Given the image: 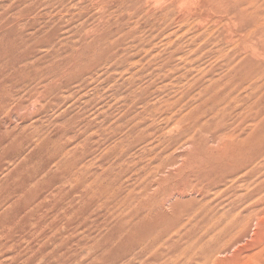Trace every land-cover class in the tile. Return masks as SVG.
I'll return each instance as SVG.
<instances>
[{
  "label": "rangeland",
  "instance_id": "rangeland-1",
  "mask_svg": "<svg viewBox=\"0 0 264 264\" xmlns=\"http://www.w3.org/2000/svg\"><path fill=\"white\" fill-rule=\"evenodd\" d=\"M263 31L264 0H0V264L263 262L264 156L249 176L218 141L250 121L264 145Z\"/></svg>",
  "mask_w": 264,
  "mask_h": 264
},
{
  "label": "bare ground",
  "instance_id": "bare-ground-1",
  "mask_svg": "<svg viewBox=\"0 0 264 264\" xmlns=\"http://www.w3.org/2000/svg\"><path fill=\"white\" fill-rule=\"evenodd\" d=\"M192 2V1H191ZM157 3V2H156ZM156 5V4H155ZM264 32V31H263ZM264 35V33H261V34H259V35ZM260 37H263V36H260ZM264 38V37H263ZM256 39H257V37H256ZM252 40V39H251ZM260 43V42H259ZM250 44H252V43H250ZM257 44V43H256ZM263 44V43H262ZM247 45V44H246ZM245 45V46H246ZM229 46V45H228ZM255 46V45H254ZM262 46V45H261ZM251 47V46H250ZM250 47H248V48H246V52L248 51V49L250 48ZM264 47V46H263ZM259 47L257 46L256 47V49H253L252 51H253V54L257 57V58H264V49H262V47H260V50L258 49ZM242 49V48H241ZM244 49H245V47H244ZM251 49H252V47H251ZM240 51V50H239ZM252 51H250V53H252ZM227 52V51H226ZM238 53H240V52H238ZM243 53H245V52H243ZM247 53H249V52H247ZM244 54V56L245 55H247V57H248V54ZM249 53V54H250ZM253 54H250V55H253ZM240 57V56H239ZM246 57V56H245ZM244 57V58H245ZM243 58V57H242ZM241 58V59H242ZM242 59V61L244 60L245 61V63H244V66L245 65H247V63H246V60H249L248 58L246 59ZM252 58H254V57H251V59ZM229 59V58H228ZM238 59V58H237ZM241 59L239 60V61H241ZM254 60V59H253ZM260 60H262V59H260ZM243 61V62H244ZM251 62H253V63H251ZM251 62H249L250 63V65H249V63H248V67H246V71H247V68L249 69L248 70V74H249V71H251V70H255L254 68L255 67H257L258 65H260L259 63H260V61H259V63H258V65H256V63L257 62H255V61H252L251 60ZM254 62H255V67H253L252 66V64H254ZM233 63V62H232ZM243 64V63H242ZM241 64V65H242ZM262 65V64H261ZM264 65V64H263ZM240 66V65H239ZM250 66L251 67H253V69H251L250 70ZM243 67V66H242ZM242 67H240L241 69H242ZM244 70V68H243V70L242 71H245ZM253 72V71H252ZM238 73V72H237ZM253 74H255L254 72L252 73V75ZM257 74V73H256ZM243 76V75H242ZM249 76V75H248ZM254 76V75H253ZM261 76H263V79H264V71H263V75L261 74ZM260 76V77H261ZM246 77V76H245ZM250 77H252L251 75H250ZM237 78V77H236ZM257 78H259V77H257ZM242 79V78H241ZM246 79H248V78H246ZM251 79V78H250ZM249 79V80H250ZM252 79H254V78H252ZM256 79V78H255ZM262 79V77H261V80H263ZM233 80V79H232ZM235 80V79H234ZM239 80H240V78H239ZM239 80L237 81L238 83H239ZM260 80V79H259ZM264 81V80H263ZM236 82V83H237ZM242 82H245L244 80L242 81ZM224 83V82H223ZM241 83V82H240ZM250 83V84H249ZM249 83H247V84H249V86L248 87H252V85H253V83H251V82H249ZM234 84V83H233ZM243 84V83H242ZM252 84V85H251ZM259 85H261V84H259ZM258 85V83H257V88H255V87H252V88H254V90L255 89H259V88H261V86H259ZM254 86H255V83H254ZM240 87V86H239ZM246 87V86H245ZM259 87V88H258ZM263 87V86H262ZM229 89V88H228ZM262 89V88H261ZM222 90V89H221ZM224 90H226V89H224ZM249 90H251V88L249 89ZM254 90H252V92L254 91ZM263 90V92H264V88L262 89ZM262 90H261V92H262ZM257 91V90H256ZM256 91H254V92H256ZM260 91V89L257 91V95L256 96H258L261 92H259ZM218 92V91H217ZM224 92V91H223ZM228 92H230V91H228ZM228 92H226V93H228ZM233 92V91H232ZM231 92V93H232ZM236 92V91H235ZM251 92V91H250ZM251 92V93H252ZM222 92H220V94H221ZM247 93V92H246ZM250 93V94H251ZM218 94V93H217ZM219 94V95H220ZM229 94V93H228ZM227 94V95H228ZM232 95V94H231ZM252 95V94H251ZM264 96V93L262 94H260L259 96ZM224 96H226V94H224ZM229 96H230V94H229ZM245 97H248L249 98V94H248V96H246V95H244ZM262 96L260 97L261 99V101H263V99H264V97H263V99H262ZM218 97V96H217ZM222 97L223 96H220V98H221V101H224V100H222ZM244 97V98H245ZM220 98H218V99H220ZM254 98H256L255 100H259V97L257 98V97H254ZM254 98H253V100L252 101H254L255 102V100H254ZM217 99V100H218ZM223 99H226L225 97L223 98ZM232 99V98H231ZM233 99H235L234 101H232V102H235V103H238V104H231L232 106H234V105H237V106H239L240 104H243V101L242 100H244L245 101V103H246V101H248V100H245V99H243V96H242V99H240L242 102H240V100H239V102H237L238 101V97L237 98H233ZM237 99V100H236ZM216 100V99H215ZM216 100V101H217ZM259 100V101H260ZM227 101H228V99H227ZM252 101H248L247 103H252ZM211 102V101H210ZM230 102V101H229ZM223 103H225V104H227L228 102H226V100H225V102H223ZM247 103L246 104H244L245 106H243V107H248V106H252V105H254L255 104V106H252V108L250 109V112H251V110L254 108L255 110H256V112L257 113H259L260 111H262V112H260L259 114H255V113H253L252 115H251V120H252V124H253V122L254 121H259V124L264 120V112H263V109H264V102H261L262 104H263V106L261 105V104H259L258 105V103L259 102H255V103H252V105L251 104H249V105H247ZM217 104V103H216ZM229 104V103H228ZM219 105V104H218ZM230 105V104H229ZM231 105H230V107L229 108H231ZM247 105V106H246ZM258 105V106H257ZM217 106V105H216ZM236 106V107H237ZM259 107V108H263L262 110L260 109V111L258 112L257 110L259 109H257V107ZM219 107V106H218ZM223 107V106H222ZM222 107H220L221 109H222ZM227 107V108H228ZM242 107V106H241ZM221 109H220V111H221ZM234 109H235V107H234ZM240 109H242V108H240ZM239 109V110H240ZM245 109H247V108H245ZM226 110V109H225ZM225 110H223L224 112H225ZM228 110V109H227ZM227 110H226V112H227ZM254 110V111H255ZM223 111H221V113L223 112ZM229 111V110H228ZM243 111H245L244 109H243ZM241 112V111H239V112H241V113H244V112ZM249 111V110H248ZM218 112H219V110H218ZM223 112V113H224ZM225 112V113H226ZM230 112H232L231 110H230ZM230 112H228V113H230ZM253 112V111H252ZM214 113H217V112H214ZM222 113V114H223ZM238 113V112H237ZM232 114V113H231ZM239 114V116H238V118H237V120H239V117H240V115H242V116H244V115H246V114H240V113H238ZM237 114V115H238ZM215 115V114H214ZM219 115V114H218ZM226 115H228V114H225V115H223V116H225L226 117ZM236 115V116H237ZM248 115H249V113H248ZM247 115V116H248ZM220 117H222L221 115H219ZM218 116V117H219ZM241 116V119L239 120V121H242L243 119H244V117H242ZM224 118V117H223ZM243 118V119H242ZM247 118H249L250 119V116L249 117H246V119ZM221 119V118H220ZM248 119V120H249ZM261 120V121H260ZM235 122H237V121H235ZM248 122V121H247ZM250 122V121H249ZM248 122V124L250 125V130L248 129V131L249 132H247L246 133V130L244 129H242V128H236L235 129V127H234V129L233 130H231L233 127L232 126H230V130L227 128V127H224V129L225 128H227L228 130L227 131H224V134H223V136L222 137H220V136H218V141H220L221 142V140H220V138L222 139V138H224V139H222V141H224L225 143H223V144H226V145H228L229 144V146H231V148L233 147V149H232V152H233V157L231 158V157H229V159L231 158L232 159V162L233 163H236V164H239V165H241L242 166V168H244V169H246V168H248L249 167V169L247 170L248 172H247V174L250 176V173H254V172H256L255 170H256V166H257V160L259 159V158H262L263 159V157L262 156H264V155H262V154H264L263 152H261V150L264 148V145L262 146V144H260L261 145V150H259L260 148H257V147H255V146H253V143L252 142H255V141H252V139H251V135H253L252 136V138H254V136L256 135V133L255 132H257V130H255L257 127V124H255V125H251L250 123ZM264 122V121H263ZM238 123H240V122H238ZM238 123H237V127H239L238 126ZM256 123V122H255ZM236 124V123H235ZM234 124V125H235ZM243 124H245V126H246V124L247 123H245V121L243 122ZM243 124H241V125H243ZM258 124V125H259ZM261 124H263V123H261ZM260 124V125H261ZM230 125H233V124H230ZM224 126H227V125H224ZM244 126V125H243ZM240 127H242V126H240ZM245 128V127H244ZM260 128H262V126L260 127ZM259 128V129H260ZM262 129H260V131H261ZM173 131V130H172ZM245 132V135L243 134ZM253 132V133H252ZM261 132H263V135H264V131H261ZM254 133H255V135H254ZM259 134H260V132H259ZM148 135V134H147ZM262 135V134H261ZM258 136H260V135H258ZM256 138H257V136H256ZM263 138H264V136H263ZM258 139H259V137H258ZM255 140H257V139H255ZM257 142V141H256ZM262 143H263V140H262ZM222 144V145H223ZM257 144V143H256ZM225 145V146H226ZM259 147V146H258ZM224 148V147H223ZM226 148V147H225ZM224 148V149H225ZM255 148H257V150H255ZM226 150V149H225ZM264 150V149H263ZM227 151V150H226ZM228 152V151H227ZM230 152V151H229ZM262 163H264V161L262 160L261 161ZM256 163V164H255ZM261 163V164H262ZM235 164V165H236ZM259 164H260V162H259ZM263 165V164H262ZM240 168V167H239ZM234 172V171H233ZM240 172V171H239ZM235 175V174H234ZM242 175V174H241ZM253 176V175H252ZM231 178V177H230ZM254 178V177H253ZM232 179V181H233V179H235L234 177L233 178H231ZM239 179V178H238ZM248 180V179H247ZM231 180H229L228 182H230ZM231 181V182H232ZM204 181H202V183H203ZM235 182V181H234ZM233 182V183H234ZM242 182H244V180L242 181ZM242 182H240V183H242ZM248 182H249V180H248ZM254 182V181H253ZM244 183H246L247 184V181L245 180V182ZM252 183V182H251ZM236 185H237V182L235 183ZM239 184V183H238ZM243 184V183H242ZM246 184H244L243 185V187H245V189H248L249 187L246 185ZM255 183H253V184H251V185H254ZM234 185V184H233ZM246 186L248 187V188H246ZM250 186V185H249ZM256 186V185H255ZM231 185L229 186V188L228 187H226V188H224V189H226L227 190V192H230L231 191ZM234 187V186H233ZM257 187H258V184H257V186L255 187L256 188V190L253 188V190L251 189V191H248L246 194H237V193H233V197L230 195V194H228V198H227V200L229 199V197L231 196L232 198H230L229 199V204H228V206H226V210L224 211L223 210V213H222V218L223 219H221V220H219V224H220V228H219V230L217 231V236H223V235H227V234H229L232 230H233V228L234 227H236V226H238V228H241V232H240V234L242 235L243 234V229L244 228H246L248 225H249V223L255 218V216L257 215V212H256V210H255V208L257 207V205H258V200H255L256 198H257V195H256V191H258V189H260V188H258L257 189ZM208 188H210L209 186H205V184L203 183V184H201L200 185V187H198V192H200V194L201 195H203L204 193H207L208 191H209V189ZM211 189V188H210ZM235 189V188H234ZM223 192L225 191V190H222ZM194 192V191H193ZM197 192V191H196ZM232 192V191H231ZM259 192V191H258ZM262 192V191H261ZM221 194V193H220ZM261 194V193H260ZM205 195V194H204ZM230 195V196H229ZM255 195H256V198H255ZM259 197H260V195H258ZM258 197V198H259ZM261 199V198H260ZM261 202V201H260ZM207 205H208V203H207ZM210 206V205H209ZM14 233V232H13ZM10 235V234H9ZM241 235H232V236H230V238H229V241H228V243L229 244H232V243H236L237 241H238V236H241ZM233 245V244H232ZM223 251V249H215V250H212V252H211V254L209 255V257H208V261H209V259H212V254H214V252H216V253H221ZM225 251V250H224ZM264 258V257H263ZM262 260V259H261ZM207 261V264H215V262H214V259H212V260H210V262H208ZM263 261V260H262ZM260 262V261H259ZM258 262V264H260V263H263V262H260L259 263ZM245 263V262H244ZM253 263L255 264L256 262H254V260H253ZM250 264H252V263H250Z\"/></svg>",
  "mask_w": 264,
  "mask_h": 264
}]
</instances>
